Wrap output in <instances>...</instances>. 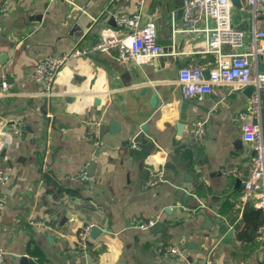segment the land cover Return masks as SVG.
Returning a JSON list of instances; mask_svg holds the SVG:
<instances>
[{
    "label": "crops",
    "instance_id": "crops-1",
    "mask_svg": "<svg viewBox=\"0 0 264 264\" xmlns=\"http://www.w3.org/2000/svg\"><path fill=\"white\" fill-rule=\"evenodd\" d=\"M179 10L176 0H145L143 21L154 22L165 53L138 64L93 50L102 31L115 27L114 13L135 11L131 0L13 1L0 21V79L13 84L0 98V172L10 176L0 187L7 264H264L260 238L237 239L245 226L241 182L253 156L242 127L257 124L264 136V90L261 117L247 121V88L217 85L183 100L179 70L214 57L194 53ZM232 12L235 28L244 25V44L223 51L245 53L253 37L247 0ZM77 45L87 53L66 62L47 99L31 76L35 66ZM194 122L204 124L201 142L190 133ZM148 168L163 169L167 181L147 188ZM32 218L55 231L35 229ZM148 220L158 227L138 228ZM90 223L103 231L82 252L78 236ZM170 246L183 259L159 255Z\"/></svg>",
    "mask_w": 264,
    "mask_h": 264
},
{
    "label": "built area",
    "instance_id": "built-area-1",
    "mask_svg": "<svg viewBox=\"0 0 264 264\" xmlns=\"http://www.w3.org/2000/svg\"><path fill=\"white\" fill-rule=\"evenodd\" d=\"M14 0H0V21L8 16ZM55 1V0H53ZM73 3L74 0H63ZM134 4L133 13H114V28H106L101 38L94 45L93 50L115 54L120 62L132 61L138 64L151 62L164 55V47L158 42L157 28L154 22L143 21L142 10L145 0H131ZM249 13L252 15V42L245 53H225L224 46L240 48L244 44L245 34L235 28L233 24V6L231 0H185L182 13V32L192 38L196 54L211 55L201 63H194L179 70V87L183 100L202 98L210 94L214 86L229 85L239 90L249 86L254 87L251 96L250 113L241 116L260 118L262 111V91L264 90V73L258 71V58L264 57V29L261 27V16L264 0H247ZM118 30L123 31L120 34ZM178 31H174L175 34ZM87 52L75 46L70 52L61 56L49 55L38 61L32 72V78L41 88V95L47 99L53 96V84L70 58H79ZM209 72L208 78L204 73ZM13 84L5 77L0 79V98L10 94ZM92 127H101L100 122H91ZM192 137L201 142L205 128L204 124L194 122L190 127ZM14 134L22 136L23 126H15ZM243 139L250 143L253 149L245 176L242 180L240 203L238 209L243 210L249 203L254 208L264 210V136L261 126L245 123L242 127ZM91 138L96 146L99 142L95 135ZM88 190H92V183L86 170L79 175ZM10 176L0 172V187L7 184ZM163 169L148 168L145 186L157 188L166 182ZM4 197L0 196V208L3 207ZM157 220L139 221L138 228L151 230ZM29 224L38 230L48 232L55 228L41 219H30ZM96 224L85 225L78 236L77 247L86 252L92 229ZM259 238L264 242V225L259 229ZM163 258L177 257L183 259L182 253L174 246L161 249ZM0 264L6 263V252L0 249ZM213 264L208 258L203 263Z\"/></svg>",
    "mask_w": 264,
    "mask_h": 264
},
{
    "label": "trees",
    "instance_id": "trees-1",
    "mask_svg": "<svg viewBox=\"0 0 264 264\" xmlns=\"http://www.w3.org/2000/svg\"><path fill=\"white\" fill-rule=\"evenodd\" d=\"M245 226L237 233L239 241H249L259 238V229L264 225V210L246 206L243 212Z\"/></svg>",
    "mask_w": 264,
    "mask_h": 264
},
{
    "label": "water",
    "instance_id": "water-1",
    "mask_svg": "<svg viewBox=\"0 0 264 264\" xmlns=\"http://www.w3.org/2000/svg\"><path fill=\"white\" fill-rule=\"evenodd\" d=\"M231 1H232V3H233L234 5L240 6V0H231ZM184 2H185V0H176V6L180 9V10H179V13H180V14L183 13ZM243 27H244V25L238 27L237 29L240 30V29H242ZM258 68H259L260 72L264 73V57H261V58H260V64L258 65ZM204 75H205L206 78H208V76H209V72L206 71V72L204 73ZM253 91H254V87H253V86H249V87H247V89H246V92L249 93V94H252ZM96 103H99L98 100H96ZM101 128H102V127H101ZM100 130H101V129H100ZM146 130H147V128H146V127H143V131L146 132ZM157 227H158V225L156 224V225L153 227V229L155 230ZM224 229H226V227H225ZM102 231H103V230H102L100 227L95 226V227L92 229V232H91L90 238H91V239H96V238L98 237V235H100V234L102 233ZM229 235L231 236L232 234H229Z\"/></svg>",
    "mask_w": 264,
    "mask_h": 264
}]
</instances>
